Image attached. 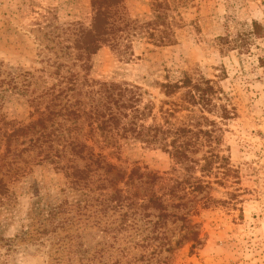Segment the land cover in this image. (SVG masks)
<instances>
[{"label": "rangeland", "instance_id": "rangeland-1", "mask_svg": "<svg viewBox=\"0 0 264 264\" xmlns=\"http://www.w3.org/2000/svg\"><path fill=\"white\" fill-rule=\"evenodd\" d=\"M155 1L121 0L137 28L78 59L73 34L90 24L91 0H0V264H264V0H157L165 3L168 43L139 27L153 18ZM69 73L78 74L70 91ZM183 75L210 80L213 101L228 110L224 119L220 108L206 113L217 122L214 151L228 170L192 172L210 187L188 194L185 229L138 212L122 222L121 210L103 207L113 189L102 171L90 164L86 186L79 178L90 161L70 154L69 133L87 145L84 153L106 155L124 174L139 167L143 181L158 177L154 187L190 172L137 139L106 146L63 107L87 108L86 91L100 82L133 86L140 107L151 110L149 123L179 96L166 97L160 84ZM49 93H60L57 114L45 109ZM39 117L43 134L8 137ZM134 183L142 195L145 183Z\"/></svg>", "mask_w": 264, "mask_h": 264}, {"label": "trees", "instance_id": "trees-1", "mask_svg": "<svg viewBox=\"0 0 264 264\" xmlns=\"http://www.w3.org/2000/svg\"><path fill=\"white\" fill-rule=\"evenodd\" d=\"M91 1L93 14L90 24L88 27L79 26L73 34V49L76 50L78 59L95 53L102 45L111 47L117 45L118 40L122 36H127L126 33L129 30L137 28L136 21L126 17L120 9L121 0ZM163 5H165L164 1L156 0L153 18L139 26L143 28L151 41L157 43L171 41L170 31L165 25L166 17L161 12ZM77 77V73H69V91L76 88ZM13 80L11 78L9 82ZM2 83L3 81H0V85ZM160 87L166 97L177 93L179 96L167 102V107L160 106L158 115H152L149 123H145V118L151 114V110L146 106L140 107L138 88L133 86L129 88L115 83L100 82L97 88L86 91L87 108L85 107L82 111L73 109L70 105L63 108L66 110L65 115H69V121L76 122L83 116L87 125L86 134L88 133L89 137L98 135L106 146L109 143L111 146H117L120 138H133L161 148L184 171L190 172L187 179L174 180L171 183L160 182L157 187H154L158 177L150 175L143 181L144 172L140 171L139 167H134L124 174L123 170L110 162L106 155L100 152L93 153V150H89L87 154L84 153V149L88 148L87 145L78 141V138L71 136L70 133L67 145H69L70 154L90 161L85 166L87 169H84L83 177L80 176V172H77L79 178L84 180L85 186L91 170L88 168L90 164H94L92 171H102L101 181L107 182L113 189L102 200L103 207L121 210L119 214L122 222H127L128 218L135 217L138 212L142 218L155 216V224H164L170 219L174 222L181 221L180 228L185 229L186 221H188L186 212L180 213V210L185 209L190 202L187 198L188 194L210 187L208 181L202 184V181L191 175L192 172L199 169V171L210 173L213 168L228 170L222 163L226 157L214 151L217 122L206 115L220 108L218 116L224 119L228 115V110L225 106L218 107L213 101L215 89L211 81L203 77L192 79L188 75H183L179 80L161 83ZM53 89L54 87L50 88V91ZM49 94L51 98L45 109H50L49 114H57L52 112V108L58 105L54 99L57 100L60 93ZM43 128L45 124L39 117L25 126L14 127L8 137L18 134L24 136L29 131L39 132L41 135L43 133L40 130ZM204 147L207 149L201 157H196V154ZM114 178L122 184L121 187H114L116 183ZM135 180L141 184L145 183L142 195H140V189H137L138 184L134 183ZM101 185L106 186L105 183ZM146 190H148L147 194H143ZM193 234L192 231V236ZM188 235L184 233L183 236L187 238ZM195 236L194 234L193 237Z\"/></svg>", "mask_w": 264, "mask_h": 264}]
</instances>
